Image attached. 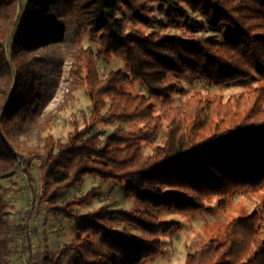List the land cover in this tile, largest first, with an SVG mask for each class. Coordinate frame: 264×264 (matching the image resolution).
I'll return each instance as SVG.
<instances>
[{
	"label": "trees",
	"instance_id": "trees-1",
	"mask_svg": "<svg viewBox=\"0 0 264 264\" xmlns=\"http://www.w3.org/2000/svg\"><path fill=\"white\" fill-rule=\"evenodd\" d=\"M157 7L176 26L195 23V14L209 29L225 25L233 36L182 39L128 29L127 19L120 17L126 12L129 21L148 29L158 18L151 15ZM73 31L79 37L72 42L76 65L70 75L74 86L86 87L91 115L83 130L75 124L64 144L50 134L44 137L56 118L43 111L55 57L42 55ZM85 34L97 38L96 52L84 47ZM113 57L128 71L101 79L97 58ZM188 76L215 87L253 78L260 85L227 102L196 92L175 105L173 98L185 95ZM137 82L147 95L128 90ZM137 120L142 128L119 129L104 144V132L95 131L97 123ZM33 135L34 146L27 139ZM157 137L162 145L145 156L144 145ZM41 155V201L52 209L62 191L87 175L124 183L144 205L180 213L204 210L215 197L224 209L235 194L264 188V0H28L26 5L0 0V264H12L14 242L1 181L21 162L28 174ZM70 206L58 212L76 223V242L63 246L57 260L47 259V264H63L73 253L69 264H144L162 253L159 236L178 229L147 212L117 211L139 230L135 236L127 229L112 230L103 209L84 217ZM224 238L206 241L187 254L184 264H264V203L228 224Z\"/></svg>",
	"mask_w": 264,
	"mask_h": 264
},
{
	"label": "rangeland",
	"instance_id": "rangeland-1",
	"mask_svg": "<svg viewBox=\"0 0 264 264\" xmlns=\"http://www.w3.org/2000/svg\"><path fill=\"white\" fill-rule=\"evenodd\" d=\"M28 0H23L24 5ZM151 15L157 16V20L150 28L135 25L128 19L126 12L120 17L127 19V27L143 30L147 33L159 32L161 34L176 35L182 39L190 36L205 40L225 41L231 38L233 32L225 25L216 31L207 27L205 19L193 14L195 23L181 27L170 23L169 19L158 12V7ZM73 25V22L69 20ZM70 24V25H71ZM71 25V26H72ZM73 27V26H72ZM79 37L74 31L71 34H63L64 39L53 44L50 50L42 56L54 55V61L49 64L50 70V96L44 106V114L55 113L56 118L51 129L44 135L50 134L54 139L67 143L69 136L75 131V124L79 130L86 126L85 118L91 115V102L87 96L86 87L73 85V77L70 71L75 67V48L72 43ZM83 45L92 48L95 52L99 46L96 37L89 34L84 35ZM60 48V49H59ZM54 52V54H53ZM51 53V54H50ZM39 55V52L36 54ZM51 55V56H52ZM53 57V56H52ZM97 69L101 79H106L116 71L127 72L128 67L119 59L113 57L109 61L97 58ZM48 69V66H47ZM186 88L185 95L175 96L173 103L178 105L194 93L200 92L205 96H221L224 102L233 96L252 91L259 87L258 78L238 81L222 87H215L207 82L188 76L184 79ZM132 94L147 95V89L141 83H133L128 87ZM143 123L139 120L129 123L116 121L108 125L97 123L95 131L101 130L104 135L100 137L101 143H105L108 135L119 129L133 131L142 128ZM32 145L38 142L33 135L27 138ZM161 137L145 144L143 153L145 156L152 154V149L162 145ZM43 157L37 156L33 160L29 173L24 172L25 166L19 163L15 173L1 181L5 192V201L9 206L10 219L14 233L10 247L12 264H47V259L55 262L57 253L65 245H72L77 239L76 223L60 214L58 210L71 204L70 210L74 214L87 216L90 213H98L103 209L107 213L106 223L112 230L123 231L127 229L132 235L139 236V230L125 222L116 212H147L158 220L177 224L178 229L166 235L159 236L162 239L163 250L157 257L149 258L144 264H184L187 254L197 252L201 245L210 239H225V229L234 219L245 218L253 212L260 210L264 203V188L257 192L245 191L231 197L224 209L219 208L218 199L211 198L205 202L206 208L200 211L177 212L170 209H153L138 201L129 194L124 183L115 180H103L96 175H87L81 183L70 189L62 191L55 202L56 208H51L47 203L41 201L42 183L41 171ZM29 176V177H28ZM166 191V189H163ZM82 200V204H72L74 201ZM98 247L101 246V236L95 237ZM48 256V257H47ZM74 257L71 254L63 264H69Z\"/></svg>",
	"mask_w": 264,
	"mask_h": 264
}]
</instances>
